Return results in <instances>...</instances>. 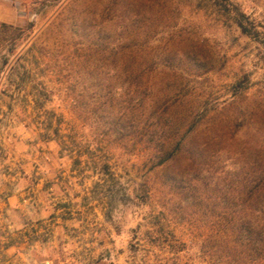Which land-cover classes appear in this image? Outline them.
I'll return each instance as SVG.
<instances>
[{
  "label": "rangeland",
  "instance_id": "rangeland-1",
  "mask_svg": "<svg viewBox=\"0 0 264 264\" xmlns=\"http://www.w3.org/2000/svg\"><path fill=\"white\" fill-rule=\"evenodd\" d=\"M262 171L264 0H0V264H264Z\"/></svg>",
  "mask_w": 264,
  "mask_h": 264
},
{
  "label": "trees",
  "instance_id": "trees-1",
  "mask_svg": "<svg viewBox=\"0 0 264 264\" xmlns=\"http://www.w3.org/2000/svg\"><path fill=\"white\" fill-rule=\"evenodd\" d=\"M196 144L195 140L189 143L187 149L181 153L179 159H188L191 160L196 154ZM252 193V192H251ZM251 197V194L249 195ZM259 212L262 213V221L259 222V236L261 241L264 242V171L261 172L259 176ZM250 224L247 223V231L252 232L250 229Z\"/></svg>",
  "mask_w": 264,
  "mask_h": 264
}]
</instances>
